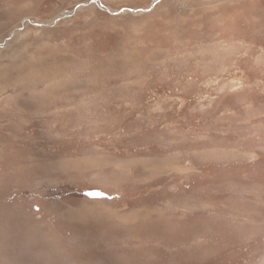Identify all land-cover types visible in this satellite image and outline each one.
Returning a JSON list of instances; mask_svg holds the SVG:
<instances>
[{"label":"rangeland","instance_id":"374dc122","mask_svg":"<svg viewBox=\"0 0 264 264\" xmlns=\"http://www.w3.org/2000/svg\"><path fill=\"white\" fill-rule=\"evenodd\" d=\"M0 264H264V0H0Z\"/></svg>","mask_w":264,"mask_h":264},{"label":"flooded vegetation","instance_id":"af4514ba","mask_svg":"<svg viewBox=\"0 0 264 264\" xmlns=\"http://www.w3.org/2000/svg\"><path fill=\"white\" fill-rule=\"evenodd\" d=\"M34 207H35V206H34ZM35 208H36L35 210H37V211H41V210H40V206H37V205H36Z\"/></svg>","mask_w":264,"mask_h":264}]
</instances>
